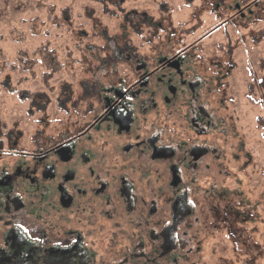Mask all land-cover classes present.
<instances>
[{
    "label": "flooded vegetation",
    "instance_id": "flooded-vegetation-1",
    "mask_svg": "<svg viewBox=\"0 0 264 264\" xmlns=\"http://www.w3.org/2000/svg\"><path fill=\"white\" fill-rule=\"evenodd\" d=\"M91 29L70 81L23 92L28 123L0 108V264H182L191 218L236 201L220 164L239 131L207 130L234 119L233 98L220 114L205 55Z\"/></svg>",
    "mask_w": 264,
    "mask_h": 264
},
{
    "label": "rangeland",
    "instance_id": "rangeland-1",
    "mask_svg": "<svg viewBox=\"0 0 264 264\" xmlns=\"http://www.w3.org/2000/svg\"><path fill=\"white\" fill-rule=\"evenodd\" d=\"M92 16L91 22L87 17ZM143 19L158 23L159 27L148 25ZM119 22L124 23L121 31ZM91 23L96 32L126 35L131 41L123 38L126 48L161 49L170 44L171 48H178L185 42L205 55L211 69L206 77L212 87L223 86L221 91L226 93L222 95L219 113L226 110L227 95L233 98L229 108L235 112L229 122H221L223 115L211 119L212 126L207 130L218 131L226 139L227 129L237 132L235 126L239 133H246L240 140L236 137V146L224 145L232 156L220 166L227 178L232 177L227 184L235 190L232 202L236 200L233 205L226 201V211L245 221L242 229L256 244H262L264 128L257 118L264 114V109L261 102L249 101L247 86L255 79H264V0H0V81H10L9 88L14 89L11 94L0 90L2 112L8 109L14 118L28 123L24 114L29 98L23 92L43 90L44 82L71 80L76 67L72 58H80L81 50L93 47L89 38L82 36L92 32ZM94 41L102 45L101 40ZM235 155L239 160L235 161ZM219 210L215 215L224 217L225 210ZM213 217L207 214L205 220L214 225ZM193 220L187 246L191 250L182 264H247L244 259L248 257L241 254L242 248L228 243L229 235L221 239L218 231L202 232L204 217L194 216ZM254 254V264H264V248L255 247Z\"/></svg>",
    "mask_w": 264,
    "mask_h": 264
},
{
    "label": "trees",
    "instance_id": "trees-1",
    "mask_svg": "<svg viewBox=\"0 0 264 264\" xmlns=\"http://www.w3.org/2000/svg\"><path fill=\"white\" fill-rule=\"evenodd\" d=\"M67 15L71 21L72 18L71 9L67 11ZM6 64L7 63H5V65ZM247 98L252 103H255L256 101L261 102L264 109V79L261 80L255 79L253 82L248 84ZM257 121L258 124L264 128V114L262 116H259L257 118ZM245 135L246 133L245 134L243 132L239 133L238 135L239 140L242 139V137ZM263 135H264V129H263ZM243 152L245 153L246 151L244 150ZM215 213L216 211L214 209L205 212V215L209 214L212 217L214 216L213 218L216 219V222L214 225H210L208 220L207 219L205 220V215H204L205 228L204 226H202L200 230L202 232H209V233H212L213 231H218V233L221 234V239L222 238L225 239L227 238V235H229V238L231 240H229L228 243L231 246L234 245L237 248L241 247L242 248L240 250L241 254L245 257L246 256L248 257L247 259L245 258L244 261H246L247 264H254V258L256 257V254H254V248L259 246H262L264 248V242L262 244H256L253 238L251 237V235L247 234V231L242 229L243 223L245 221H241L240 219H238L236 215H229L224 213V217H223V216H216ZM237 222H239L240 224L239 226ZM202 240L205 241V238H202Z\"/></svg>",
    "mask_w": 264,
    "mask_h": 264
},
{
    "label": "water",
    "instance_id": "water-1",
    "mask_svg": "<svg viewBox=\"0 0 264 264\" xmlns=\"http://www.w3.org/2000/svg\"><path fill=\"white\" fill-rule=\"evenodd\" d=\"M191 212L187 211V212H184L183 214L179 215V216H174L173 217V225H175L177 222H179V220H181L185 215L189 214ZM174 247V240L172 238V232L170 234V239H168L166 245H165V249L168 251V250H171L172 248Z\"/></svg>",
    "mask_w": 264,
    "mask_h": 264
}]
</instances>
